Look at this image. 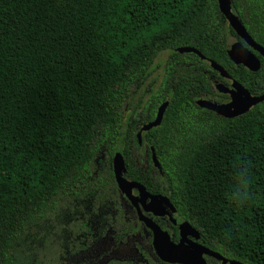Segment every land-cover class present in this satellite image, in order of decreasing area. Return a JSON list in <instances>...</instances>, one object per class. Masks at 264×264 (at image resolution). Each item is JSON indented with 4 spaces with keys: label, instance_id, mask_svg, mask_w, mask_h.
<instances>
[{
    "label": "trees",
    "instance_id": "1",
    "mask_svg": "<svg viewBox=\"0 0 264 264\" xmlns=\"http://www.w3.org/2000/svg\"><path fill=\"white\" fill-rule=\"evenodd\" d=\"M231 9L264 47V0H231ZM229 37L242 41L217 0H0V264H38L26 239L62 212L77 222L70 255L87 254L76 264H169L117 187L116 151L124 176L166 195L173 217L188 221L200 243L242 264H264V101L232 118L195 102L227 98H214V83L227 80L208 60L251 94L264 92L263 58L257 54L256 71L235 64ZM163 51L153 89L151 67ZM141 91L149 94L143 106L135 101ZM166 100L161 123L142 133L140 165L135 133ZM151 146L160 173L152 171ZM237 162L253 177L243 207L228 199ZM105 234L116 246L137 238L141 258L95 255L93 243Z\"/></svg>",
    "mask_w": 264,
    "mask_h": 264
},
{
    "label": "water",
    "instance_id": "2",
    "mask_svg": "<svg viewBox=\"0 0 264 264\" xmlns=\"http://www.w3.org/2000/svg\"><path fill=\"white\" fill-rule=\"evenodd\" d=\"M220 13L225 17L228 25L235 34L242 40H234L229 43L227 55L235 64H241L245 68L256 71L260 67L259 54L264 60V47L258 44L248 33L242 22L231 9V0H217ZM177 51L192 52L204 59V56L193 46H181ZM211 67L223 78L230 79V85L222 81L216 82L215 89L219 93H228L230 100L227 102H217L199 97L196 104L225 118H232L247 112L255 104L264 101V92L251 94L238 81L231 79L224 68L213 60H208ZM168 101L162 102L156 112L154 119L141 125L137 132L140 140L141 132L147 131L161 123ZM151 161L154 167L161 172L160 164L157 160L153 147H150ZM112 170L114 179L119 191L135 208L138 220L151 232V244L155 255L163 262L169 264H209L206 256L219 260L221 264H242L235 260H230L218 252H215L199 242L198 231L186 220H175L172 213L175 208L169 198L161 193H150L146 187L124 176L126 164L121 152L116 151L112 158ZM136 189L137 194L133 193ZM150 212L154 216L168 215L174 225L178 226L179 238L175 242L169 232L163 229L152 217L145 214Z\"/></svg>",
    "mask_w": 264,
    "mask_h": 264
},
{
    "label": "rangeland",
    "instance_id": "3",
    "mask_svg": "<svg viewBox=\"0 0 264 264\" xmlns=\"http://www.w3.org/2000/svg\"><path fill=\"white\" fill-rule=\"evenodd\" d=\"M235 39L233 37L228 38V42H232ZM168 55V51L161 52L154 60L151 73L148 80V86L153 89L158 85L163 73V66ZM148 92L141 91L136 98V102L143 106L148 98ZM134 154L140 165L146 162V151L143 145H133ZM75 219L68 220L64 217V212L60 213L58 217H53L50 223L43 226V229L36 231L35 238H27L28 254L33 259L38 260V264H68L78 263L87 257V254L83 253L78 256H71V248L74 246L76 234L71 230L73 224H77ZM80 222L83 220L80 218ZM90 228H95L97 222H93L89 225ZM135 241L137 238H133L126 243H121L118 246L114 244V241L109 234L103 236H97L96 241L93 243V250L95 255L103 253L104 260L107 258H141L136 246ZM30 252V253H29ZM73 255V254H72ZM101 255V256H102ZM209 264H221L217 261L208 259Z\"/></svg>",
    "mask_w": 264,
    "mask_h": 264
},
{
    "label": "clouds",
    "instance_id": "4",
    "mask_svg": "<svg viewBox=\"0 0 264 264\" xmlns=\"http://www.w3.org/2000/svg\"><path fill=\"white\" fill-rule=\"evenodd\" d=\"M252 174L249 167L242 162L234 165L232 184L230 186L228 199L237 207L245 206L251 199Z\"/></svg>",
    "mask_w": 264,
    "mask_h": 264
},
{
    "label": "flooded vegetation",
    "instance_id": "5",
    "mask_svg": "<svg viewBox=\"0 0 264 264\" xmlns=\"http://www.w3.org/2000/svg\"><path fill=\"white\" fill-rule=\"evenodd\" d=\"M223 78V77H222ZM224 79H226L227 80V82L225 83V82H223V83H225L226 85H230V82H231V80L230 79H227V78H224ZM232 79V78H231ZM217 82H219V81H217ZM215 84L216 83H214V91H215V96H214V98H217V99H220L221 97H222V95H225V96H227V98L226 99H222L221 101H217V102H227V101H229L230 100V97H229V94L228 93H219L216 89H215ZM202 97V96H201ZM204 98H207V99H210V100H212V101H216V100H214L212 97H206V96H203ZM199 98V97H198ZM197 99V98H196ZM196 99H195V101H196ZM158 109V108H157ZM157 112V111H156ZM155 115H156V113H155ZM155 117V116H154ZM154 119V118H153ZM140 129V128H139ZM139 129H138V131H139ZM137 131V132H138ZM137 132L135 133V140H134V142H133V145L134 144H136V145H143L144 147H145V145H144V143L142 142V133L144 132V131H142L141 132V138H140V140L138 139V137H137ZM146 151V150H145ZM146 158H147V153H146ZM150 159H151V154H150ZM154 169H156L157 170V168L156 167H154L153 166V173H155V170ZM158 171V170H157ZM160 173V172H159ZM147 190V189H146ZM148 191V190H147ZM148 192H150V191H148ZM133 193L134 194H137V191H136V189H134L133 190ZM150 193H152V192H150ZM154 194V193H153ZM135 209V208H134ZM136 211V210H135ZM137 214V213H136ZM145 214L146 215H148V216H150V217H152V218H154V217H158V218H163V221H164V223H165V225L167 226V227H165V228H163V229H166L168 232H169V234H170V236H171V238H172V240L173 241H175V242H177L178 241V238H179V230H178V226L177 225H174L173 223H172V221L169 219V216L168 215H164V216H154V215H152V213H150V212H145ZM138 218V217H137ZM175 219V218H174ZM175 220H177V219H175ZM169 223H168V222ZM161 226V225H160ZM173 227L176 229V233H177V237L175 238V231H174V229H173ZM149 230V229H148ZM150 231V230H149ZM207 257V256H206ZM207 259V258H206ZM210 259L211 260H214V261H217V262H219V263H221L219 260H216V259H214V258H212V257H210ZM228 264V263H227Z\"/></svg>",
    "mask_w": 264,
    "mask_h": 264
}]
</instances>
